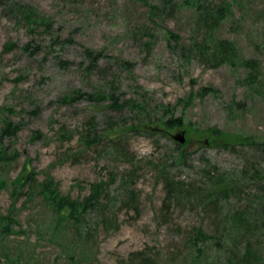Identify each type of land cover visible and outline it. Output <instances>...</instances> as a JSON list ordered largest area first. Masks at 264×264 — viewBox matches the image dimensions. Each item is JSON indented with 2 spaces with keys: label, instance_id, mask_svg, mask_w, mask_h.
Here are the masks:
<instances>
[{
  "label": "rangeland",
  "instance_id": "1",
  "mask_svg": "<svg viewBox=\"0 0 264 264\" xmlns=\"http://www.w3.org/2000/svg\"><path fill=\"white\" fill-rule=\"evenodd\" d=\"M211 130L264 142V0H0V211L20 264H264V177ZM44 181L99 190L98 208L73 225L33 194Z\"/></svg>",
  "mask_w": 264,
  "mask_h": 264
},
{
  "label": "trees",
  "instance_id": "2",
  "mask_svg": "<svg viewBox=\"0 0 264 264\" xmlns=\"http://www.w3.org/2000/svg\"><path fill=\"white\" fill-rule=\"evenodd\" d=\"M142 2L145 0H141ZM228 7L230 6L227 5ZM156 7H150V10ZM224 10V9H222ZM26 12H28L26 14ZM24 11V19H26L30 25L35 26L37 23L43 24L46 28L50 26V22L47 20H42L41 18L37 17L35 12L32 9H28ZM224 12L219 13V16H222ZM209 20V17L207 21ZM214 21V22H212ZM218 21L217 19L213 20V18L210 15V20L209 23L210 26H208V29H212L213 26L216 25V22ZM168 39L171 41L172 39L176 40L177 36L172 33L168 32ZM30 43H26L21 47V49L25 52H28L29 54H32L30 52ZM5 49H12L15 48L14 43H6L5 44ZM84 54L89 60V69H91L96 62L100 58V54L90 51V50H85ZM94 68V67H93ZM208 92L212 90L211 89H206ZM204 91V90H203ZM203 94V93H202ZM89 95V94H88ZM90 98H95L93 95H89ZM114 95L111 94L109 95V99L112 100V103L115 104L114 100ZM70 100H73V98H70ZM117 107V106H115ZM120 107H122L120 105ZM181 119L175 118V119H168L166 121L167 125L170 126H176L180 124ZM6 126V129L8 131H4L5 135L12 136L14 135L19 127L15 126L12 129L9 128V123ZM211 145L218 147L220 149H225L227 151L233 152L235 154H239L240 158L243 159L244 165L242 166L243 168L241 169V173L244 179L246 180H258L262 177H264V171L260 168V164L264 161V142L261 141H255L252 137L250 136H232L229 133H223V132H218L216 130H211L210 137L207 141ZM209 144V145H210ZM246 147V148H245ZM245 148V150H244ZM7 148L0 147V159L6 158L4 153L7 151ZM17 155V152L14 153V156ZM23 169L19 172L18 177H15V183L21 185L20 188L23 187L24 184L29 183L33 179V172L26 170L25 164L23 165ZM226 177L220 180H224ZM226 185V183H225ZM19 189V188H18ZM18 189L15 190V194L18 193ZM32 190H29L28 193L30 194ZM39 193L46 204H48V207L51 208V210L58 216L64 217L66 220H70L73 225H79L81 224L82 217L84 214L88 211H91L93 208L94 210L97 209V200L95 199L97 195L99 194L98 191H94V193L89 196L88 198L84 199L83 201H75L69 199L67 196L61 195L57 189L56 186L51 184L49 181H44L43 183L40 184L39 188L33 193ZM32 194V195H33ZM96 194V195H95ZM31 197V196H30ZM97 207V208H96ZM64 215V216H63ZM58 217V218H60ZM16 214L13 213L12 209H9L6 214L1 213L0 211V253L1 256L5 258V263L4 264H20L21 263V258L20 254L17 252L13 254L14 256H11L10 252L7 250L6 246V240L9 237V235L12 234H17L16 230H14V225H16ZM19 228H21L19 226ZM247 250V248H246Z\"/></svg>",
  "mask_w": 264,
  "mask_h": 264
},
{
  "label": "water",
  "instance_id": "3",
  "mask_svg": "<svg viewBox=\"0 0 264 264\" xmlns=\"http://www.w3.org/2000/svg\"><path fill=\"white\" fill-rule=\"evenodd\" d=\"M179 137H177V135H175L173 137V139L179 143H183L184 142V136L182 134L178 135Z\"/></svg>",
  "mask_w": 264,
  "mask_h": 264
}]
</instances>
